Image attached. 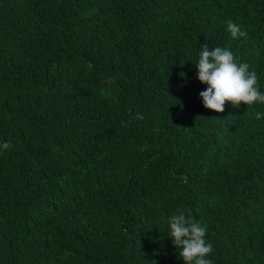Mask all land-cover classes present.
Masks as SVG:
<instances>
[{"label":"trees","instance_id":"1","mask_svg":"<svg viewBox=\"0 0 264 264\" xmlns=\"http://www.w3.org/2000/svg\"><path fill=\"white\" fill-rule=\"evenodd\" d=\"M204 44L264 92V0H0V264H184L179 212L264 264V104L206 109Z\"/></svg>","mask_w":264,"mask_h":264},{"label":"clouds","instance_id":"2","mask_svg":"<svg viewBox=\"0 0 264 264\" xmlns=\"http://www.w3.org/2000/svg\"><path fill=\"white\" fill-rule=\"evenodd\" d=\"M227 31L233 40L246 36L232 21H228ZM194 64L198 69V80L207 85V88L199 93L206 109L223 113L228 102L234 107H239L241 103L248 107L257 103L264 104V92L260 90L257 73L249 70L248 63L238 62L229 49L219 46L210 49L204 44L200 46L199 58ZM255 117L260 120L264 118V113L257 111ZM135 118L143 119V116L137 113ZM11 147L13 145L10 142L0 144L2 150ZM168 223V236L177 248L178 258L182 259L184 264H213L212 260L208 259L213 245L206 240L205 226L183 212L172 215Z\"/></svg>","mask_w":264,"mask_h":264}]
</instances>
